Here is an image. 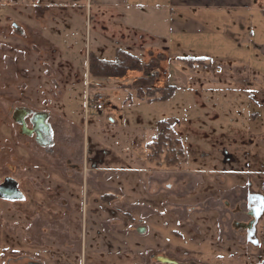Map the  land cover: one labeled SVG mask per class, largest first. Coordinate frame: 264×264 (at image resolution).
Masks as SVG:
<instances>
[{
    "label": "rangeland",
    "instance_id": "rangeland-1",
    "mask_svg": "<svg viewBox=\"0 0 264 264\" xmlns=\"http://www.w3.org/2000/svg\"><path fill=\"white\" fill-rule=\"evenodd\" d=\"M67 1L0 0V180L24 197L0 201V264H264V40L247 57L236 30L234 48L200 55L188 103L128 89L131 103L103 100L99 117L79 55L95 34L116 37L118 16ZM213 88L224 99L198 103ZM15 109L45 114L49 139L16 131ZM164 116L184 151L172 168L145 149Z\"/></svg>",
    "mask_w": 264,
    "mask_h": 264
},
{
    "label": "crops",
    "instance_id": "crops-1",
    "mask_svg": "<svg viewBox=\"0 0 264 264\" xmlns=\"http://www.w3.org/2000/svg\"><path fill=\"white\" fill-rule=\"evenodd\" d=\"M82 1L68 0L67 2L83 3ZM85 1L86 6L88 3L91 6L90 3L93 1V6H99L109 13L114 10L118 16L116 21L118 29L114 38H102L100 34L93 36L94 50H91L90 46L79 55L83 62L82 67L87 68L89 53H93L98 59L113 60L116 50L119 49L136 56L142 63L147 62L150 55L162 54L163 59L154 71L161 80L158 86L163 84L175 86V94H182L186 103L190 102L191 94L188 91V83L193 68L182 60L192 57L186 55H198V57L203 54L215 53L212 55H216L224 49H232L235 44L231 38L236 36V30L241 35V43L236 50L247 57L254 55L256 40H264V0ZM33 3H36L35 0H30V2L26 0L25 6L31 7ZM244 24L249 25L250 30L242 33V29L245 28ZM227 30L231 31L225 35ZM62 49L66 53L70 50L73 52L74 45L69 44L66 47L63 46ZM97 49L99 52L106 50L105 58L99 56ZM70 53L68 55H71ZM140 76L139 71H129L122 78H94L90 83L95 85L94 91L97 97H101L102 100L110 98L122 109L123 103H131L129 99L127 100L130 92L125 87L122 93L116 91ZM111 80H114L112 84L106 83ZM102 85L107 87L102 88ZM213 89L212 94L208 89L204 92H196L198 103L211 106L214 104L212 99L218 97L224 99L226 94L222 90ZM236 97L241 99L239 94ZM244 99L248 100L245 96ZM135 100L138 99L135 98ZM132 103L129 107L136 104ZM103 106L104 108L100 111H95L92 107L89 110L92 115L101 117L106 108L104 102ZM108 118L114 122L111 116L108 115ZM149 134L151 138L154 131Z\"/></svg>",
    "mask_w": 264,
    "mask_h": 264
},
{
    "label": "trees",
    "instance_id": "trees-1",
    "mask_svg": "<svg viewBox=\"0 0 264 264\" xmlns=\"http://www.w3.org/2000/svg\"><path fill=\"white\" fill-rule=\"evenodd\" d=\"M163 59L162 54L150 55V59L142 63L136 56L123 50H116L113 60L98 59L93 53L88 54V73L93 78H122L129 71H140L142 75L126 86L129 91L134 92V97L145 100L146 103L166 102L170 100L176 87L163 84L157 86L155 83L158 75L154 72L159 62ZM184 62L191 66H205L202 57H186ZM174 120L164 116L155 122L156 134L146 145L147 156L150 159H161L165 166L176 167L184 158L182 141L170 137L173 131Z\"/></svg>",
    "mask_w": 264,
    "mask_h": 264
},
{
    "label": "flooded vegetation",
    "instance_id": "flooded-vegetation-1",
    "mask_svg": "<svg viewBox=\"0 0 264 264\" xmlns=\"http://www.w3.org/2000/svg\"><path fill=\"white\" fill-rule=\"evenodd\" d=\"M45 117V114H34L30 113V111L27 109H17L14 114V129L23 135H35L39 141L48 140L49 138H46L48 137L47 127L44 123ZM45 146L43 148H45ZM76 168L77 166L73 164L72 169L75 170ZM23 200L24 197L21 193V190L16 187V183H11L7 178L0 180V201L20 202ZM10 260L11 261H9L8 264H41L37 258L33 259L26 256L12 258Z\"/></svg>",
    "mask_w": 264,
    "mask_h": 264
},
{
    "label": "built area",
    "instance_id": "built-area-1",
    "mask_svg": "<svg viewBox=\"0 0 264 264\" xmlns=\"http://www.w3.org/2000/svg\"><path fill=\"white\" fill-rule=\"evenodd\" d=\"M103 100L101 97H97L96 100L93 101L91 107L92 109H94L95 111H100L102 110L104 107H103Z\"/></svg>",
    "mask_w": 264,
    "mask_h": 264
}]
</instances>
